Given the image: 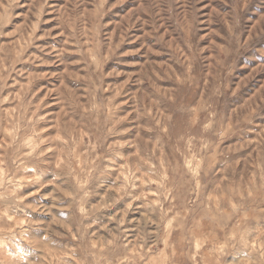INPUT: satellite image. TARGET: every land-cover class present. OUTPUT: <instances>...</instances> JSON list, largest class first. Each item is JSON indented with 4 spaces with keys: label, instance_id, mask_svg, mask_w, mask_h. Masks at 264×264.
<instances>
[{
    "label": "rangeland",
    "instance_id": "374dc122",
    "mask_svg": "<svg viewBox=\"0 0 264 264\" xmlns=\"http://www.w3.org/2000/svg\"><path fill=\"white\" fill-rule=\"evenodd\" d=\"M0 264H264V0H0Z\"/></svg>",
    "mask_w": 264,
    "mask_h": 264
}]
</instances>
